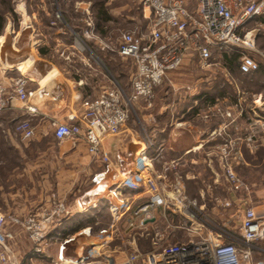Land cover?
I'll return each instance as SVG.
<instances>
[{
	"label": "crops",
	"instance_id": "obj_1",
	"mask_svg": "<svg viewBox=\"0 0 264 264\" xmlns=\"http://www.w3.org/2000/svg\"><path fill=\"white\" fill-rule=\"evenodd\" d=\"M68 2L90 10L85 18L91 25L84 23L82 29L96 33L102 40L100 47L95 43L96 53L90 48V53L77 54L71 62L60 57L58 48L68 33L56 27L60 22L53 14L57 2L54 7L51 2L42 0L38 7L46 17L40 16V11L30 12L27 2L26 16L21 13L19 30L8 26L4 36H0V67L7 70L12 80L25 78L30 93L26 108L9 89L8 107L0 115V136L11 141L5 145L0 142V152L16 153V164H19L14 168H19L16 175L6 173L10 166L0 157V176L3 171L4 182L10 184L9 191L2 193L0 200L8 210L19 206L15 211L21 216L35 215L41 221L52 214L51 222L44 221L51 231L62 227L64 222L72 233L81 231L79 236H71L69 242L74 245L70 249L68 242L64 244L61 260L78 264L83 259L82 249L88 245L104 248V236L100 241L92 239L90 233L94 229L111 230L113 220L106 224L104 218H113L111 206L119 202L111 190L126 176L142 169L141 155L147 152L153 159V175L162 170L164 161L180 160L183 193L197 200L204 213L216 223L235 228L248 207L254 208L264 220V61L258 71L244 74L239 67L231 72L221 56L223 66L219 68L226 78L218 79L216 73V77L210 74L214 73L217 63L212 62L204 69L196 60H187L180 69L182 76L186 73L187 82L180 88L179 104H170L173 98L170 88L160 92L154 114L142 112L138 118L143 128L129 123L120 134L106 136L101 154L94 157L83 141L58 142L52 127L55 122L79 123L84 113L83 104L95 99L113 82L102 59L104 31H99L97 26L98 0ZM99 2L104 8V0ZM49 19L52 21L48 23ZM69 20L78 21L73 17ZM251 26L260 32L256 44L264 54V14ZM69 30L72 36H77L71 27ZM67 44L73 47L74 43L71 39ZM190 71L204 74L189 82ZM226 111L232 113V118L225 117ZM25 119L31 121L35 136L17 142L16 126ZM146 139L152 141L150 147ZM227 141L234 145L230 162L246 183L248 192L232 189L225 176V162L219 155V147ZM96 176L100 177L99 183L93 180ZM16 184L20 185L19 189ZM145 189L123 193L141 204L149 199ZM162 211L160 207L154 211L157 223L162 219ZM154 221L148 225L154 226ZM253 259L255 263L264 264V239L254 244ZM11 263H14L13 258Z\"/></svg>",
	"mask_w": 264,
	"mask_h": 264
},
{
	"label": "built area",
	"instance_id": "obj_2",
	"mask_svg": "<svg viewBox=\"0 0 264 264\" xmlns=\"http://www.w3.org/2000/svg\"><path fill=\"white\" fill-rule=\"evenodd\" d=\"M146 5L151 18L149 33L143 37L134 32L123 34L118 50L123 59L135 64L132 93L128 94L113 81L111 87L83 104L84 113L79 123L54 124L58 141H83L89 153L98 157L104 138L120 134L129 123L135 113V103L143 100L148 109L152 108L155 89L171 73L179 71L187 60H196L204 69L210 67L215 50L240 51L239 70L244 74L259 70V63L252 55L258 53L257 30L251 24L264 14V0H196L194 9L189 8L187 0H146ZM86 34L93 35L92 31ZM83 44L89 49L85 42ZM65 54L62 52L61 56L70 60L71 55ZM27 83L23 77L12 80L7 70L0 67V115L8 107L9 89L27 108L30 98ZM224 115L232 118L231 112L226 111ZM16 132L24 140L35 136L34 127L27 119L17 124ZM146 144L150 147L152 141L146 139ZM233 150L232 141L219 147V155L225 162V176L232 189L248 192L249 188L230 162ZM141 158L142 169L126 176L111 190L119 202L111 206L114 222L109 231L133 233L130 240L133 250L124 253L122 247H116L112 252L114 257L104 254L105 264H259L253 259V248L257 241L264 239V220L254 208L245 209L237 227H225L206 215L197 200L183 193L178 178L180 160L164 161L162 170L153 175V159L147 152H143ZM174 173L178 176L175 182L170 178ZM99 178L96 176L94 182L99 183ZM141 188H146L149 194V199L141 204L123 193L125 190L139 192ZM159 207L163 213L157 223L154 211ZM53 217L51 214L41 221L30 215L21 221L13 217L10 220L25 225L33 233L34 242L40 244L51 228L44 221L51 222ZM154 219L155 225L150 227L148 223ZM6 223L7 217L0 212V264H11L6 241L10 236L4 233ZM106 232L101 231V234ZM172 238L177 240L169 242ZM146 239L150 243L148 250L139 245ZM65 248L63 245L59 260Z\"/></svg>",
	"mask_w": 264,
	"mask_h": 264
},
{
	"label": "rangeland",
	"instance_id": "obj_3",
	"mask_svg": "<svg viewBox=\"0 0 264 264\" xmlns=\"http://www.w3.org/2000/svg\"><path fill=\"white\" fill-rule=\"evenodd\" d=\"M45 3L51 2L52 6L56 7V2L58 6L56 8H53L54 15L58 17V20L60 22H57L56 27L58 26L61 31H67L68 34L63 36L61 40V46L59 49L60 57L63 59L64 57L61 56L62 52H65V56L70 54V60H66L67 62L73 61L77 54H80L82 52H89L90 53V47L87 45V40L89 42H94L93 45L95 46V43L98 45V47L102 46L101 42L102 40L98 37L95 33V35H91V37H88L86 32L87 29H82L84 27V23L89 25L90 27L91 23L89 22V19L85 18V15H90V10L87 8L77 6L74 4H70L68 1L70 0H44ZM56 1V2H54ZM75 1H88V0H75ZM189 3V8L194 9L196 5V0H187ZM27 2H29V5L31 6L30 12L32 11H40L39 15L45 16L42 12L43 10L39 8L38 6L41 4L42 0H0V6L2 9H4V5H8V10L10 11L4 13V31L0 34V36H4L6 33V27L13 26L15 30H19L21 27L22 22V14L26 16V6ZM72 5V6H70ZM104 7L107 10L111 20L110 21H104V25L99 28V31H104V62L108 65V70L110 74L112 75L113 80L116 81L121 87L125 89L127 93H129L130 89H132V77L135 74V64L132 60L129 59H122L119 58L118 50L120 45L121 36L128 32H134L137 36L143 37L146 36L149 33L150 25H151V18H150V12L148 10V7L146 5V0H104ZM49 9H45L47 12ZM95 11V10H94ZM96 13V11H95ZM60 14V17H59ZM146 15V16H145ZM46 17V16H45ZM76 18L77 23L74 21H71L75 24L76 28L78 27L79 32H76L77 36H72L70 30V24L66 23L67 20ZM45 20V19H44ZM51 22L52 20H46ZM66 21V22H65ZM68 24V25H67ZM70 26V27H69ZM252 27V26H251ZM101 29V30H100ZM256 29V28H255ZM73 30V29H72ZM257 30V29H256ZM5 32V33H4ZM74 33V34H75ZM259 33L257 31V35L259 36ZM75 37V39H74ZM72 39L73 47L67 46L68 42ZM86 43V45L89 47V49L86 48V46L83 44V42ZM97 48V46H96ZM258 50V53H252V55L256 58L257 62L259 63V66L264 61V54L260 52V47H256ZM235 56L237 58V64L240 63V51H228V52H221L219 50H215L213 54L212 62L217 63V66L214 68V73H210L211 75H214L216 77V74L219 76L218 79H225L226 75L221 70V65L223 66V62L220 61L221 56ZM93 59L95 61H98L95 56H93ZM197 63V61H196ZM220 63V64H219ZM218 67V68H217ZM260 68V67H259ZM181 70L177 72H173L169 75V78L164 81V83L155 89V100L154 105L152 108L148 109L146 106V103L143 100L138 101L134 105L135 113L131 116L129 123L134 125L135 127L143 128L144 125H141V118L138 120L139 116L141 117L142 112H152L154 114L156 109V102H157V95L160 94V92H167V89L170 88L173 95V97L170 101V104H179V96H180V88L181 86L185 85L187 82L186 77H184V74L182 76ZM216 73V74H215ZM174 74V75H172ZM204 73L196 72V71H190L189 73V82H194L198 78L202 77ZM169 86V87H168ZM31 123V121H30ZM56 123V122H55ZM55 123L52 124L53 129H55ZM64 123V122H59ZM128 123V124H129ZM32 124V123H31ZM127 124V125H128ZM19 135V134H18ZM16 137V136H15ZM34 138V137H33ZM16 141L18 140L24 141V139L19 135L16 138ZM14 139V140H15ZM15 141V142H16ZM58 141V140H57ZM0 142L1 144L5 145L8 143H11L9 138H4L0 136ZM61 142V141H58ZM1 158L4 159V161H8V164L10 166V169H6V173H11L16 175L19 172L18 169H14L19 164H16L17 161V154L14 152H0ZM4 156V157H3ZM2 159V160H3ZM4 175V172L1 171ZM2 175L0 176V198L1 194L4 192H8V188L10 187V184H7L4 182V178H2ZM179 175V174H178ZM176 177H178L175 173L174 175H171V180L176 181ZM180 178V176L178 177ZM15 186V185H14ZM16 189L20 188L19 184H16ZM16 189H13L12 191L15 192ZM12 208V207H11ZM15 208V209H14ZM11 210H8V207L5 206L4 201L0 200V212L4 214L7 217V223L4 227V233L8 234L10 237H7L6 241L8 242V246L10 249V256L14 259L13 264H64L61 260H59V255L61 253L62 246L66 244L68 240L71 239V236H74L76 234L77 236L80 235L81 231L79 233H72L69 231V225L65 224L62 225V227H57L56 230L51 231L49 230L47 233H45L44 240L41 241L40 244H36L33 240V233L31 231H28L25 227V225L17 222H13L10 220L11 217L19 219L21 221L25 218V216H21L20 213H17V209H19V206H15ZM17 208V209H16ZM11 211V212H10ZM19 211V210H18ZM9 212V213H8ZM108 216H105L104 222L106 224L111 223V220L113 218H107ZM114 222V220H113ZM123 224V222H122ZM123 230H126L127 228L125 224H123ZM107 231V230H106ZM120 233H114L107 231L106 234H101V232L96 231L94 229L90 236L92 239H98L100 241H103L104 236V248H97L95 245H86L84 249H82L81 255L83 257L82 261H79L78 264H105L107 260L104 258V254L107 256L114 257V254L112 252L115 251V248L117 246L122 247V251L124 253H129L133 250L130 240L133 237V233L131 232H121ZM109 237V238H108ZM177 238H172L169 242H175ZM148 240H142L140 241L139 245L142 246L144 250L150 249L148 245ZM67 248L70 249L73 243L68 242ZM103 246V245H102ZM104 251V252H103ZM116 258V256H115ZM84 260V261H83Z\"/></svg>",
	"mask_w": 264,
	"mask_h": 264
},
{
	"label": "trees",
	"instance_id": "obj_4",
	"mask_svg": "<svg viewBox=\"0 0 264 264\" xmlns=\"http://www.w3.org/2000/svg\"><path fill=\"white\" fill-rule=\"evenodd\" d=\"M58 3H59V1H58ZM102 3L101 2H99V0H98V2H97V6H96V14H97V19H98V21H97V26H98V28H101V26L102 25H104V24H102L99 20H102V21H110L111 20V18H110V16H109V14H108V12H107V10L105 9V7L103 8L102 7ZM8 11H10V9L8 10V5L7 4H5L4 5V9H2L1 8V6H0V34L1 33H3V31H4V13L5 12H8ZM67 23L68 24H70V26H71V28L74 30V31H76V32H79L78 30H80V29H78V27L76 28V26H75V24L73 23V22H71V20H67ZM87 45L95 52V51H97L96 50V46H94L93 45V43H91V42H89L88 40H87ZM96 53V52H95ZM100 57H101V55H99ZM119 58H122L120 55H119ZM223 58H224V62L226 63V65H228V67H229V69H230V71L231 72H235V70L237 69V67H239V65L237 64V58L235 57V56H227V55H224L223 56ZM102 59H103V61H104V56L102 57ZM123 59V58H122ZM130 60V59H129ZM107 65V64H106ZM107 67H108V65H107ZM109 68V67H108ZM136 70V69H135ZM131 81H132V79H131ZM123 88V87H122ZM124 89V88H123ZM125 90V89H124ZM132 93V89H130V91H129V93L128 94H131ZM146 240H148V245L150 246V243H149V239H146ZM142 241V240H141ZM150 248V247H149Z\"/></svg>",
	"mask_w": 264,
	"mask_h": 264
},
{
	"label": "bare ground",
	"instance_id": "obj_5",
	"mask_svg": "<svg viewBox=\"0 0 264 264\" xmlns=\"http://www.w3.org/2000/svg\"><path fill=\"white\" fill-rule=\"evenodd\" d=\"M62 258H64V256H63ZM67 262H68V263H67ZM74 262H75V261H74ZM64 263H65V264H69L70 261H69V260H66V261L64 260ZM11 264H12V263H11Z\"/></svg>",
	"mask_w": 264,
	"mask_h": 264
}]
</instances>
